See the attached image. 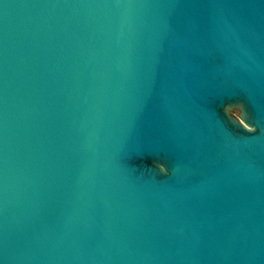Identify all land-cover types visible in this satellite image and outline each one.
<instances>
[{
  "label": "water",
  "instance_id": "obj_1",
  "mask_svg": "<svg viewBox=\"0 0 264 264\" xmlns=\"http://www.w3.org/2000/svg\"><path fill=\"white\" fill-rule=\"evenodd\" d=\"M23 2L0 262L264 264V0Z\"/></svg>",
  "mask_w": 264,
  "mask_h": 264
},
{
  "label": "snow or ice",
  "instance_id": "obj_2",
  "mask_svg": "<svg viewBox=\"0 0 264 264\" xmlns=\"http://www.w3.org/2000/svg\"><path fill=\"white\" fill-rule=\"evenodd\" d=\"M27 6L26 3L23 2V0H13L12 3L5 2V0H0V7L3 8V16L6 20L7 18V10L9 8H17V7H25ZM7 244H8V238L5 231H0V254L6 253L7 251ZM2 264V262H0Z\"/></svg>",
  "mask_w": 264,
  "mask_h": 264
}]
</instances>
